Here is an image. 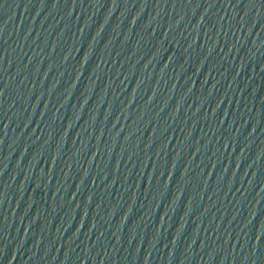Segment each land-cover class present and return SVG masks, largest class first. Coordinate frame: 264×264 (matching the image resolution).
<instances>
[{"label": "water", "instance_id": "water-1", "mask_svg": "<svg viewBox=\"0 0 264 264\" xmlns=\"http://www.w3.org/2000/svg\"><path fill=\"white\" fill-rule=\"evenodd\" d=\"M0 264H264V0H0Z\"/></svg>", "mask_w": 264, "mask_h": 264}]
</instances>
